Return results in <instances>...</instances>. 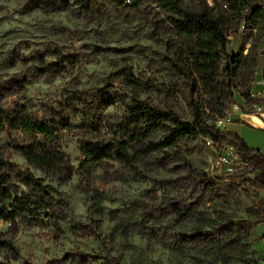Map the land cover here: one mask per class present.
Instances as JSON below:
<instances>
[{
    "label": "rangeland",
    "instance_id": "obj_1",
    "mask_svg": "<svg viewBox=\"0 0 264 264\" xmlns=\"http://www.w3.org/2000/svg\"><path fill=\"white\" fill-rule=\"evenodd\" d=\"M167 28L155 3L136 8L96 0L87 10L75 0H0V172L14 195L29 194L45 207L0 219V264H264L258 233L264 187L253 183L255 166L219 162L231 144L209 147L204 137L188 138L173 149L142 150L133 165L84 163L82 139L122 140L120 129L131 130L127 108L135 98L192 120L189 100L197 94L170 66ZM252 40L242 26L227 50L245 47L246 55ZM263 51L264 38L256 66L237 79V99L226 108L234 121L223 130L240 131L264 151V128L240 122V113L253 108L242 92L261 90L254 81L264 68ZM94 95L116 102L97 106ZM27 113L69 120L53 143L66 158L58 171L40 169L20 152L42 138L8 126L6 116ZM27 171L48 193L27 184Z\"/></svg>",
    "mask_w": 264,
    "mask_h": 264
},
{
    "label": "trees",
    "instance_id": "obj_2",
    "mask_svg": "<svg viewBox=\"0 0 264 264\" xmlns=\"http://www.w3.org/2000/svg\"><path fill=\"white\" fill-rule=\"evenodd\" d=\"M95 1L75 0L87 10L94 8ZM106 1L114 6L129 4L140 8L144 4L155 3L160 7L167 29L172 31L174 44L172 57L169 58L170 66L176 74L191 81V88L199 100L195 99L194 94L190 97L192 120L185 121L173 107L160 108L133 99L127 108L131 130L127 126L120 129L126 132H122V140L82 139L84 163L99 165L110 159L124 165H133L142 150L173 149L188 138L210 137L216 143L225 141L234 145L242 160L257 169L253 183L264 187V154L250 147L238 134L228 133L214 123L218 116L226 113L227 104L236 101L237 79L249 74L257 64L256 48L264 38V0ZM242 26L248 37L253 36L248 52L244 55L245 47H242L236 54H229L227 49L230 36ZM131 76L129 73L128 82L136 86L138 82ZM246 100L258 101V98L254 99L250 95ZM115 102L110 95L91 97V103L97 106L110 107ZM3 116L4 113H0V118ZM88 120L92 125L101 123V120L96 122L92 117H88ZM6 123L24 133L41 136L42 141L36 140V144L20 147V152L30 163L46 171L59 170V163L66 158L59 146L54 147L53 143L60 136V129H66L69 125L66 117L46 121L27 113L21 118L8 115ZM0 124V130H4L3 122ZM156 134H160L159 141L153 142L151 138ZM24 175L25 181L34 190L46 192L47 186L38 177L30 171ZM9 181L7 174L0 172V219L13 221L21 213H42L45 207L39 200L31 199L29 194L14 195Z\"/></svg>",
    "mask_w": 264,
    "mask_h": 264
},
{
    "label": "built area",
    "instance_id": "obj_3",
    "mask_svg": "<svg viewBox=\"0 0 264 264\" xmlns=\"http://www.w3.org/2000/svg\"><path fill=\"white\" fill-rule=\"evenodd\" d=\"M256 31V30H255ZM263 57H264V51H263ZM254 83L261 87V90H258L256 92H250V95L252 96V98H258V101H252L253 102V108H251L250 111H247L245 113H240L241 115H244L245 117H252L253 119L255 118H259V120L261 121V123L264 125V68L261 72V77L259 79H256L254 81ZM236 108H239V105H236ZM234 118L232 116L231 113H225L223 116H218L214 123L216 125V127L218 128H225L229 123L233 122ZM205 143L207 146L211 147L214 144L213 139H211L210 137H205L204 138ZM231 159L234 160H240L242 159L241 156L239 155L238 151L236 150V148L234 147V145L231 144L230 146V150L225 153L223 156L220 157L219 162H229ZM208 160L210 162V164L213 165L214 163V156L212 154H210L208 156Z\"/></svg>",
    "mask_w": 264,
    "mask_h": 264
},
{
    "label": "crops",
    "instance_id": "obj_4",
    "mask_svg": "<svg viewBox=\"0 0 264 264\" xmlns=\"http://www.w3.org/2000/svg\"><path fill=\"white\" fill-rule=\"evenodd\" d=\"M240 122H242L244 124H247V125L249 124L250 126L254 127L255 129L256 128H258V129H263L264 128V125L261 123V121L259 120V118H255L253 120L250 117H245L244 118V122L243 121H240ZM228 131H230L232 133L238 134L241 138H243L247 142V144L250 147H252L254 149H257V150H260L264 154V151L263 150H261L260 148L254 147L243 135H241V132L240 131L239 132L238 131H234L233 129L232 130L228 129Z\"/></svg>",
    "mask_w": 264,
    "mask_h": 264
},
{
    "label": "water",
    "instance_id": "obj_5",
    "mask_svg": "<svg viewBox=\"0 0 264 264\" xmlns=\"http://www.w3.org/2000/svg\"><path fill=\"white\" fill-rule=\"evenodd\" d=\"M244 98H248L250 96V91H243L241 94ZM259 235H264V224L259 225L258 227Z\"/></svg>",
    "mask_w": 264,
    "mask_h": 264
}]
</instances>
